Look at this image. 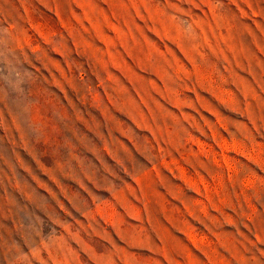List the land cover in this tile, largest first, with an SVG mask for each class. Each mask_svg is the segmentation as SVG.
I'll return each mask as SVG.
<instances>
[{
  "label": "rangeland",
  "instance_id": "rangeland-1",
  "mask_svg": "<svg viewBox=\"0 0 264 264\" xmlns=\"http://www.w3.org/2000/svg\"><path fill=\"white\" fill-rule=\"evenodd\" d=\"M0 264H264V0H0Z\"/></svg>",
  "mask_w": 264,
  "mask_h": 264
}]
</instances>
